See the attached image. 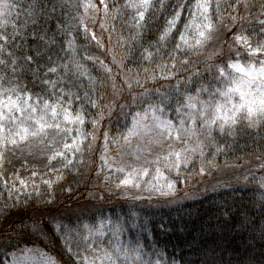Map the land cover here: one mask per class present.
I'll list each match as a JSON object with an SVG mask.
<instances>
[{
  "label": "trees",
  "instance_id": "1",
  "mask_svg": "<svg viewBox=\"0 0 264 264\" xmlns=\"http://www.w3.org/2000/svg\"><path fill=\"white\" fill-rule=\"evenodd\" d=\"M30 2L31 0H20V3L25 5L19 10L21 23L25 20L26 6ZM78 2L79 7L76 6L77 0H71L70 4L58 9L51 18L41 20V24L47 27V35L55 34L56 43L47 48V51L43 41L27 35L36 27L34 25L29 24L25 30L26 41L19 38L17 40L23 44L27 55L33 56L36 61L30 66L24 64L23 60L19 61L23 65V71L18 70L17 75L29 90L40 93L45 92L40 77L43 76L46 67H41L37 76L35 74L37 64L55 66L48 64L47 56L55 54L54 59L56 55L65 57L66 54L61 48L67 49L68 40L75 38V53L68 52L66 59L74 56L83 65L87 75L81 76L79 80L83 85L78 90L82 99L73 104L74 111L83 107L85 123L83 126L72 128L81 127L86 138L77 136L73 130V137L83 141L80 145L82 151H65L67 159L72 160V165L64 166L58 176L61 179L55 178L51 188L41 181L25 193L17 189L10 194L0 177V264H9L16 252L32 248L40 249L43 255L54 260L55 264H82L81 257L87 255L91 248L98 246L93 243L94 240L109 245L112 239L111 232L104 237L92 236L84 225L95 231L101 221L109 224V220L115 222L119 218L126 222L132 212L137 213L138 225L141 221L144 225L143 229L138 227L132 235L146 237L143 242L163 253V264H169L172 259L178 264H264V187H261L257 173L251 172L247 178L240 180L233 178L232 182H228L227 178L225 182L230 184L228 186L221 183L206 191L198 199L179 204L175 200L176 203L170 204L174 199L133 200L119 191L112 193L109 190L116 188L124 174L107 169L101 159L104 132L108 131L110 138L117 137V134L123 131L125 123L130 121V116L126 121L125 113L141 111L146 106L134 103L133 96L139 101L141 93L148 89L151 100L155 101L158 98L155 89L168 91L178 80L184 81L189 76L192 77L193 83L186 87L194 94L201 80L209 79V74L205 71L207 67L211 64H223L229 58H236L235 51L230 52L228 46L233 44V34H241V27L245 29L242 34L249 37V43L253 46L264 41V34H261L262 26L259 24L260 20H264L260 7L264 0H240V3H236V0H222V15L226 22L229 25L233 23L229 19V14L237 17L236 25L231 32L221 28L216 34L217 38L208 42L205 47L195 51L184 48L178 53H173L175 43L178 42V34L174 33L165 42H158V37L166 24V17L171 13L170 7L163 13L157 12L155 19L144 30L143 36L137 41H132L129 37L134 35L133 30L123 23L129 18L128 14L118 15L115 20L111 19L114 7H120L124 0H106L110 12L103 28L100 26L104 20L103 11L89 9L88 13H85L82 5L88 0ZM91 2L96 4L97 8L103 9L100 0ZM175 2L176 0H168L170 5ZM194 2L195 0H192V3ZM230 4L235 6V11L228 7ZM210 12L215 23L214 4ZM80 18H83L90 30L88 39H85L83 25L76 27ZM181 19L182 22L188 19L187 10L182 13ZM58 24L67 25L70 35L60 34ZM11 30L9 26L7 31L10 33ZM92 33H95L103 47L97 46L96 41L91 39ZM188 35L190 42L194 43L191 40L192 33ZM236 46L239 45H234ZM221 47L224 55L209 61L207 57ZM157 48L160 49L159 52ZM8 50L14 51L17 56L24 54L17 52L12 45H9ZM38 50L44 54L38 56ZM149 52L152 53L151 57L148 56ZM168 53L176 56L175 69L170 67ZM86 56L98 59L88 60L85 59ZM113 56L116 57L115 63ZM184 59L189 63L183 64ZM246 59L243 58L242 62H246ZM99 61H103V65ZM160 64L169 65L173 78L168 80L161 78L162 73H167L158 67ZM104 65L112 69L111 74L104 71ZM145 69L148 71L145 72ZM197 71L201 73L200 77L193 75ZM4 73L7 76L12 75L9 68H5ZM109 76L114 79H110ZM152 76L156 77L155 80L151 79ZM50 78L57 77L50 74ZM137 80L143 87L136 83ZM125 81L132 84L130 89ZM113 83L116 85L115 89L112 87ZM93 87L95 92L90 94L97 104L101 106L110 104L113 108L110 114L107 109L104 110V118L97 129H94L92 124V121L98 118L97 108L92 107L83 96L85 91H90ZM101 96L103 100L100 99ZM121 105L125 107L121 109ZM173 115L174 113L169 110V118ZM93 132L95 140L89 135ZM121 142L122 140L111 143L108 148L113 150ZM89 144L92 145L91 148L88 147ZM256 154L264 155V126L245 128L232 136L214 131L213 138L204 143L203 155L199 153L193 157L189 162L190 166L183 173L189 177L190 171L195 170L201 161L204 164L222 166L234 159ZM63 159L66 164L67 161L64 157ZM151 175L153 176V172ZM169 175L172 176L173 172L171 171ZM52 195L53 202L47 203ZM109 226L113 227L112 224ZM125 226L127 227V223ZM57 228L59 230H54ZM128 238V233L120 237L121 240ZM76 253L80 255H75Z\"/></svg>",
  "mask_w": 264,
  "mask_h": 264
},
{
  "label": "snow or ice",
  "instance_id": "2",
  "mask_svg": "<svg viewBox=\"0 0 264 264\" xmlns=\"http://www.w3.org/2000/svg\"><path fill=\"white\" fill-rule=\"evenodd\" d=\"M71 0H31L26 6L25 20L21 23L19 19V10L25 5L20 3V0H0V159H3V152L9 147H18L20 143L27 142L30 138L37 139L41 143L45 142L49 135V130H55L57 134L65 133L63 149L72 152L82 151L80 145L82 140L72 138V143H68L67 139L71 136L73 130L77 136H85L81 127L73 129L72 126H83L85 123L84 109L73 110V104L80 101L82 97L79 94V89L83 85L79 82L81 76L87 75L83 70V65L73 56L71 59H66L67 53H75L74 40H68L67 49L61 48L65 52V57L52 55L47 56L48 64L55 66H45L37 64L35 74L39 76V69L46 67L43 76L40 77V82L45 86V92H34L28 89L21 78L17 75L18 70L23 71V65L19 61L23 60L24 64L32 65L36 63L33 56L27 55L24 46L18 43L20 40L26 41V29L29 24L36 26L31 33L33 39H39L44 42L47 48H50L56 43L55 34L47 35V27L41 24V20L51 18L58 9H63L65 4H70ZM103 9L97 8V5L88 0L84 3L83 9L88 13L89 9L96 12L103 11L104 20L101 21V27L109 17V4L106 0H100ZM222 0H176L174 4H168V0H124L120 7H114V12L111 19L115 20L118 15L128 14V19L123 23L133 30L134 35L129 37L132 41H137L144 34V30L149 27L150 22L155 19L157 12L163 13L166 8H171V13L166 17V24L162 33L158 37V42H165L173 34H178V42L175 43L173 53H178L184 48L193 51L205 47L208 42L217 38L216 34L221 28L231 32L235 27L237 17L229 14V19L232 24L229 25L221 9ZM240 3V0H236ZM216 14V22H213V15L210 9H213ZM77 7L79 2L77 0ZM235 11L234 5H228ZM247 7V5H246ZM262 14H264V3L260 5ZM122 9L124 10L122 12ZM187 10L188 19L182 22V13ZM76 19V17H72ZM261 34H264V20H260ZM83 25L85 39H88L89 28L84 23L83 18H80L79 27ZM11 27V32L7 31ZM182 26V30H181ZM60 34L70 35V30L67 25H57ZM108 31V29H105ZM112 31H115L114 25ZM245 31L241 27V34H233V44H229V51H235V59L229 58L223 64H211L205 69L209 74V79L201 80L193 92L186 87L192 84V77L189 76L186 80H178L176 85L168 91H160L155 89L157 99L151 100L149 90L145 89L141 93V99L133 96V102L138 105H146L141 111L125 113L126 121L130 116V121L126 122L123 131L117 134V137L110 138L109 132L105 131L104 147L107 151L109 144L118 143L120 140L130 148L133 146V141L139 143L147 142L162 143L163 141L175 140L179 143L188 145L194 143L192 147H185L180 151H169L163 157L167 163L165 167L171 172L175 171L179 176L181 164H187L189 154L200 151L203 155V147L205 141H210L213 138V132L218 131L221 135L227 134L232 136L245 128H258L264 126V41L258 42L256 46L249 43V37L243 35ZM39 33V35H38ZM189 33H192L190 42ZM91 39L95 40L97 46L103 47L95 33L91 34ZM111 42V32L109 34ZM119 43V41H118ZM9 45H12L17 52H24L22 56H17L14 51H9ZM234 45H239L244 48V52L239 51ZM122 46V45H121ZM151 46V45H150ZM147 51V49L145 50ZM160 49L157 48V52ZM173 53H168L171 69L176 68V56ZM44 53L37 51V55ZM149 52L148 56L151 57ZM223 47L218 51H214L207 59L209 61L214 58L223 56ZM7 57V59H5ZM247 58L246 62H242L243 58ZM85 59L94 60L91 56H86ZM10 61V64H9ZM116 57L113 56L115 63ZM103 65V61H99ZM183 64H188L189 61L184 59ZM123 66V65H121ZM158 67L163 68L167 74H161V78L168 80L173 78V73L169 69L168 64H160ZM9 68L12 75L7 76L4 69ZM61 70L62 73L61 74ZM104 71L111 74L112 69L104 65ZM145 72L148 69L144 70ZM50 74H55L56 79H51ZM193 75L200 77L201 73L197 71ZM110 79H114L109 76ZM155 76L151 79L155 80ZM90 81L91 78L89 77ZM128 88L132 84L128 81ZM136 83L143 87L137 80ZM115 89L116 85L113 83ZM50 89V91H48ZM77 89V91H73ZM90 92H95L93 87L90 91H85L83 96L92 107L97 108V119L92 121L93 128L97 129L100 121L104 118V110L107 109L110 114L113 111L112 106L99 105L94 100ZM144 97H148L144 99ZM206 97V98H205ZM103 100V97H100ZM121 109L125 106L121 105ZM169 110L174 113L172 118H169ZM93 140L96 139L95 132L90 133ZM92 147L91 144L88 146ZM171 148V145H169ZM57 156L64 157L68 165H72V160L67 159L65 151H57L51 157L55 159ZM139 159V156H136ZM174 158V159H173ZM103 160L104 157L102 156ZM149 164L159 165L160 160L147 161ZM105 164L107 161L105 160ZM264 167V165H262ZM103 170V169H101ZM117 172L126 173L124 178L117 183V188H130L148 194L132 195L133 200H166L171 201L177 195V181L169 180L161 171L160 167L155 168V176L153 180L144 181L143 177L149 176L148 167H132L131 170H126L124 167L115 169ZM201 174L204 169L201 168ZM99 174V173H98ZM35 175V173H34ZM58 180L61 177L57 178ZM264 179V178H262ZM163 180L164 183H160ZM21 185L27 187L25 181H20ZM50 188L51 181H44ZM261 187H264L262 182ZM54 195L47 203H52ZM113 227L109 228L112 234V239L109 245L105 247L102 241H93L98 246L90 249V255L81 257L82 264H163V253L157 251L153 246L143 242L146 237L140 235H132L133 232L144 228L143 222L137 223V213L132 212L128 220L122 221L119 218L115 222L108 221ZM127 223V227L125 226ZM105 222H100V227L93 231L88 225L84 228L88 229L92 236H105ZM54 230H59L54 229ZM128 233L127 240H121L122 234ZM71 252V248L68 249ZM75 255H80L76 253ZM30 258L27 255L16 257L13 256L12 264H27ZM44 264H55L51 258L44 261ZM169 264H178L175 259H172Z\"/></svg>",
  "mask_w": 264,
  "mask_h": 264
},
{
  "label": "rangeland",
  "instance_id": "3",
  "mask_svg": "<svg viewBox=\"0 0 264 264\" xmlns=\"http://www.w3.org/2000/svg\"><path fill=\"white\" fill-rule=\"evenodd\" d=\"M235 48H238L241 52L245 51L241 46H236ZM232 59L235 58L233 57ZM69 127H72V125H69ZM66 135L67 134L65 133L57 134L55 130H49L48 138L43 143L37 139L30 138L27 142L20 143L18 147L13 148L10 146L7 151L3 152V159H0V177L3 179L10 194H13L17 189H19L21 193H25L28 189L39 184L41 181L53 182L55 178L59 176L61 169L65 165L64 159L59 156L55 159H51V157L57 151H66L63 149ZM72 138H74L73 132L71 133V136L68 137L67 142L72 143ZM137 143L138 142L134 140L133 146L130 148L122 141L115 146L113 150L108 148L107 151L104 147L102 151L104 167L114 171L119 167H124L126 170H131L132 167H148L151 172L149 171V176L143 177L144 181L153 180V177L155 176V168L157 166L160 167L161 171L169 180H174L179 183V186L176 185V196L179 200L174 198L170 204L176 203L175 200H177V204H179L188 200L198 199L206 191L212 190L221 183L223 186L230 185L225 182L227 178H229L227 179L228 182H232L233 178L234 180L244 179L248 177L252 170V173L255 172L258 177H260V184L264 182V179H262L264 178V167H262V165H264V162H262L264 160V155L256 154L240 157L232 160L228 165H220L219 168L214 164L198 165L193 171L192 178L186 180L185 173H183L186 169V166L185 169H183L185 164H181L179 176L176 175L175 171H172V178V176L169 175L170 171L165 167L167 162L164 161L163 157L166 156L169 151H180L185 147L194 146V143L185 145L175 140L163 141L159 144L142 142L139 143V147H137ZM169 145H171V148ZM199 153L198 150L195 153L189 154V161L187 164H189V162L192 161V158ZM136 156H139V159H137ZM157 159L160 160L159 165L146 163L147 161H155ZM105 160L107 161V164H105ZM201 168L204 169L203 174L200 172ZM152 172L153 176L151 175ZM122 174L125 176L126 173ZM180 179L181 183L179 182ZM21 180L25 181L27 187L21 185ZM153 182L155 181L153 180ZM160 183H164V181L161 180ZM106 189H108V187ZM109 191L112 193L119 191L121 194L126 195V197H131L136 194L146 196L148 194L143 191V188L140 192L130 188L117 187L112 188ZM105 225L104 230L106 235L110 232V226L107 224ZM104 246L107 247L108 245ZM24 255H27L30 258L27 261V264H44V261L48 259L38 248L24 249L23 251L16 252L13 256L20 257ZM87 255H90V250ZM9 264H12V260Z\"/></svg>",
  "mask_w": 264,
  "mask_h": 264
}]
</instances>
